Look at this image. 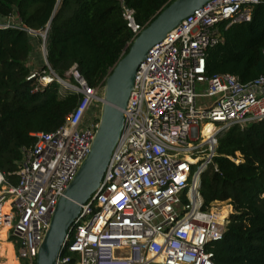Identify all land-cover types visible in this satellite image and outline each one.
<instances>
[{
    "label": "built area",
    "instance_id": "2783aa9c",
    "mask_svg": "<svg viewBox=\"0 0 264 264\" xmlns=\"http://www.w3.org/2000/svg\"><path fill=\"white\" fill-rule=\"evenodd\" d=\"M119 2L134 40L143 28L135 9ZM260 2L209 0L148 51L104 177L81 204L57 264H216L214 247L234 208L230 201L206 205L202 174L214 164L223 132L264 120V74L248 82L227 72L208 76L206 60L224 42V31L250 21ZM7 27L43 37L48 69L31 68L27 76L35 91L56 80L79 95L62 125L34 132L35 142L21 147L15 183L0 170V227L10 225L7 238L19 264H36L59 198L91 150L103 88L89 85L77 63L65 77L51 69L47 26L30 28L15 12L0 14V28ZM230 158L240 162L242 154ZM1 250L0 241V261Z\"/></svg>",
    "mask_w": 264,
    "mask_h": 264
},
{
    "label": "trees",
    "instance_id": "16d2710c",
    "mask_svg": "<svg viewBox=\"0 0 264 264\" xmlns=\"http://www.w3.org/2000/svg\"><path fill=\"white\" fill-rule=\"evenodd\" d=\"M173 1L125 0L142 28ZM57 2L0 0V14L17 12L36 30L44 29L53 16L46 39L51 69L65 77L77 63L89 85L102 89L134 37L119 0ZM33 38L19 28H0V170L14 183L21 147L35 142L34 132L62 125L79 100L56 80L34 90V82L27 80ZM224 38L208 50V76L227 72L248 82L264 74V1L255 6L250 21L231 25ZM237 152L240 162L230 158ZM201 193L206 205L228 200L234 208L224 238L214 247L215 263L264 264V120L231 127L219 136L214 164L202 174Z\"/></svg>",
    "mask_w": 264,
    "mask_h": 264
},
{
    "label": "water",
    "instance_id": "95a60500",
    "mask_svg": "<svg viewBox=\"0 0 264 264\" xmlns=\"http://www.w3.org/2000/svg\"><path fill=\"white\" fill-rule=\"evenodd\" d=\"M209 0H174L135 37L129 50L105 80L100 125L91 150L55 207L50 226L39 247L36 264H57V258L81 204L99 187L124 125L126 109L134 88L136 72L148 51L169 31ZM264 1V0H262ZM53 18V16H52ZM51 20L47 24L50 28ZM47 57V51H46Z\"/></svg>",
    "mask_w": 264,
    "mask_h": 264
},
{
    "label": "rangeland",
    "instance_id": "374dc122",
    "mask_svg": "<svg viewBox=\"0 0 264 264\" xmlns=\"http://www.w3.org/2000/svg\"><path fill=\"white\" fill-rule=\"evenodd\" d=\"M15 13V12H13ZM33 50H32V54L30 55L29 61L31 62V64H35L32 68L34 70H39L41 71L44 68V62L41 61V53H44V41H43V37L38 35V36H33ZM47 44V42H46ZM46 82L49 81L48 79L45 80ZM61 89H64V86L61 84ZM199 90V88H198ZM96 108H100L102 109V105H97ZM229 202V201H226ZM7 235H9V226L3 225L0 227V241H9L7 238ZM8 243V242H7ZM2 254L4 255V257H2L3 259L0 261L1 264H18L16 257L14 255V250L12 247L11 243H8V245L2 246ZM6 261V262H5ZM23 264V263H22Z\"/></svg>",
    "mask_w": 264,
    "mask_h": 264
},
{
    "label": "crops",
    "instance_id": "0c3cea01",
    "mask_svg": "<svg viewBox=\"0 0 264 264\" xmlns=\"http://www.w3.org/2000/svg\"><path fill=\"white\" fill-rule=\"evenodd\" d=\"M31 54H32V52H31ZM30 54V55H31ZM30 58V57H29ZM41 61L42 62H44L45 61V59H44V54L43 53H41ZM35 64L33 63V64H31V62L29 61V66L32 68L33 66H34ZM8 224V223H7ZM8 243H11L10 241H7ZM6 241H1V244H4V245H2V246H5V245H8V243H7ZM17 260V259H16ZM6 262V261H5ZM17 262H18V264H19V261L17 260ZM4 264H6V263H4Z\"/></svg>",
    "mask_w": 264,
    "mask_h": 264
},
{
    "label": "bare ground",
    "instance_id": "6f19581e",
    "mask_svg": "<svg viewBox=\"0 0 264 264\" xmlns=\"http://www.w3.org/2000/svg\"><path fill=\"white\" fill-rule=\"evenodd\" d=\"M49 77H47V79H48ZM3 210L4 211H7L8 210V205L6 204L4 207H3ZM9 227H10V225L9 224H7ZM5 244V243H4ZM4 244H1V246L2 245H4Z\"/></svg>",
    "mask_w": 264,
    "mask_h": 264
}]
</instances>
